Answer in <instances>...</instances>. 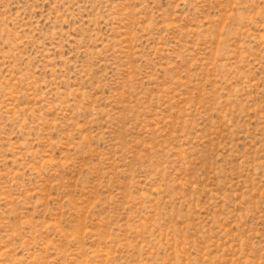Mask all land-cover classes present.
Instances as JSON below:
<instances>
[{"label": "rangeland", "instance_id": "rangeland-1", "mask_svg": "<svg viewBox=\"0 0 264 264\" xmlns=\"http://www.w3.org/2000/svg\"><path fill=\"white\" fill-rule=\"evenodd\" d=\"M0 264H264V0H0Z\"/></svg>", "mask_w": 264, "mask_h": 264}]
</instances>
